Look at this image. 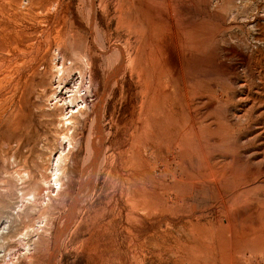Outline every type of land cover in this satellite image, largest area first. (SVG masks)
Masks as SVG:
<instances>
[{
  "label": "rangeland",
  "instance_id": "1",
  "mask_svg": "<svg viewBox=\"0 0 264 264\" xmlns=\"http://www.w3.org/2000/svg\"><path fill=\"white\" fill-rule=\"evenodd\" d=\"M1 56L0 264H264L236 260L264 222V118L245 119L264 110L249 112L264 99V0H0ZM56 63L71 87L59 102ZM25 79L14 117L5 101ZM74 88L72 112L88 107L65 127ZM196 106L221 122L208 151L235 162L201 188L200 136L177 148L169 129Z\"/></svg>",
  "mask_w": 264,
  "mask_h": 264
},
{
  "label": "bare ground",
  "instance_id": "2",
  "mask_svg": "<svg viewBox=\"0 0 264 264\" xmlns=\"http://www.w3.org/2000/svg\"><path fill=\"white\" fill-rule=\"evenodd\" d=\"M14 36V35H13ZM15 42H16V40H15ZM10 45V44H9ZM14 45V44H13ZM16 46H17V44H16ZM15 46V48H17ZM30 47H32L31 45H30ZM11 49H9V51H10ZM30 51V50H29ZM2 57V56H1ZM3 58V57H2ZM7 59H4L3 58V60H0V66H5V67H8L9 68V66L8 65H11V63L10 62H8V63H10V64H8L7 63V61H6ZM19 61H16V63H18ZM15 65V63L13 62L12 63V65ZM19 64V63H18ZM17 64V65H18ZM16 65V66H17ZM20 66V65H19ZM13 67V66H12ZM21 67V66H20ZM53 67L55 68V76L57 77V79H58V82H57V85H56V87H55V90H54V94H56V99L57 98H59L58 99V102L59 101H61L62 100V98L64 97V95H65V92L66 91H71V87H70V89H69V84H67V82H66V80H64V77H65V73H66V71L68 70V69H66L63 65H59V64H54L53 65ZM14 68H15V66H14ZM34 67H32V71L34 70L33 69ZM10 69H11V67H10ZM31 69V68H30ZM29 69V70H30ZM36 69V68H35ZM9 70V69H8ZM12 70H14L13 68H12ZM27 71V70H26ZM31 71V72H32ZM12 71H10L9 72V74L11 73ZM18 73V72H17ZM17 73H15L14 72V74H17ZM44 73H45V69H44V71H35V73L33 74V75H35V76H37L38 78H39V76H41V78H43V75H44ZM21 74V73H20ZM252 74V73H251ZM7 75H8V72H7ZM11 75H13V74H11ZM11 75H8V77L10 78V76ZM19 74H17V76H18ZM30 76L31 78H34V76ZM253 75V74H252ZM16 76V77H17ZM25 76V75H24ZM13 77V76H12ZM19 77V76H18ZM21 77V76H20ZM24 78H26V77H24ZM3 79V78H2ZM23 79V78H22ZM66 79V78H65ZM252 79V78H251ZM14 80H16V79H14ZM17 80H19V79H17ZM254 80V79H253ZM253 80H251L250 81V86L252 85H256V87H258V85L259 84H262V83H264V79H261V80H258V82H259V84H257V82L255 81H253ZM83 81V80H82ZM5 82H6V80H5ZM8 82H10V81H8ZM7 82V83H8ZM10 83H12V82H10ZM35 83V82H34ZM37 83V82H36ZM42 83H43V81H42ZM15 84V86H14V92H19V94L17 95V97H15L14 96V98L13 97H9V95H8V97H9V100L7 99L5 102L6 103H8V101H9V104H11V103H13V102H15V105H16V110L14 111V113H12V114H14V117H17L18 115L20 116L22 113H21V106L22 105H20V103H21V101H22V99H24L25 98V96H26V94H28V92H29V90L31 91V89H33L32 88V86L30 85V83H29V79H25V80H23V81H17V83L15 82L14 83ZM32 84V83H31ZM39 84V83H38ZM39 86V85H38ZM86 86V85H85ZM87 86H89V85H87ZM11 88V87H10ZM89 88V87H88ZM264 88V87H263ZM34 89H35V87H34ZM36 89H37V87H36ZM79 88H77V90L74 88V90H76V91H74V90H72L73 92H71V94L68 96L69 97V104L70 105H68V103H65L66 105H63V108H65V109H67V108H69V110H65L62 114H60V116H61V122H59V124L61 123V125L62 126H68V125H71L72 127L75 125V121H74V118H75V116L76 115H83L84 114V112H85V110H86V108L88 107L87 105V103H86V100L84 99V97H83V102H84V106L83 107H78V110L76 111V112H72V109H73V107L74 106H78V103L77 104H74L75 103V95H76V92L77 91H80V89L78 90ZM250 89V88H249ZM248 89V90H249ZM88 90V89H87ZM252 90V89H251ZM36 91V90H35ZM263 91V90H262ZM6 92V91H5ZM4 92V93H5ZM32 92H33V90H32ZM31 92H29V94H30ZM252 93H254V92H251V93H248V94H252ZM28 94V95H29ZM33 94V93H32ZM260 94H261V91H260ZM184 95H185V97L186 98H188V96H189V94H188V91H186L185 93H184ZM253 95V94H252ZM35 96V95H34ZM81 96V95H80ZM250 96V95H249ZM262 96V95H261ZM77 97H79L78 95H77ZM251 97V96H250ZM259 97H260V95H259ZM263 97H264V95H263ZM6 98V97H5ZM34 98V97H33ZM254 98V97H253ZM28 100H29V98H27ZM67 99V98H66ZM33 100V99H32ZM259 101H255L254 99H252L251 101L253 102V104H251V106L249 107V112L251 111V112H253V110H256L259 106H263L264 107V99L262 98V99H258ZM30 101V100H29ZM64 101H65V99H64ZM67 101V100H66ZM11 102V103H10ZM32 102V101H31ZM30 103V102H29ZM257 103H260L261 105H258L257 107H256V104ZM63 104V103H62ZM206 104H207V106H209L210 105V102H206ZM24 105V104H23ZM205 105V104H204ZM203 105V106H204ZM9 106V105H8ZM65 106V107H64ZM255 107V108H254ZM198 108H200V107H198ZM7 109H8V107H7ZM10 109V108H9ZM100 109V108H99ZM199 109H197V106L195 107V111H196V114L194 115V116H190L189 117V119L187 120V121H183V120H179L178 122H177V125H174V124H172L170 127H169V129L173 132V133H177L176 135H177V137H178V139L179 140H177L176 142H175V147H177V148H179L180 146L181 147H186V141H187V145H188V148L189 147H194L193 145L194 144H192V142L190 143V141L193 139V137L196 135V137H197V135L198 136H200V147H202L200 150H199V154H201V153H204L203 154V161H201V163H200V165H199V167L197 166V164H196V166L198 167V170H197V172H198V174L197 175H195V176H188V177H192V179L194 180V184H196V187L197 188H201V181H206V180H209V177H211V178H217V177H221V178H223V179H228L229 177H231V175H232V172H231V170L229 169V164H231V165H233V163H235V162H232V160H230L229 162L225 159V158H220L219 156H216V155H213L212 154V152L210 153V151H208V147H207V145H209V144H211L212 145V143H210L208 140H206L205 141V139L202 137V135L205 133L204 131L206 130V128L208 127L209 128V126L210 125H212L213 123H215L216 122V124L215 125H217L219 122H217V120H215V122L214 121H208L207 119H204L203 117H205V116H208L209 114H207V115H205V113H204V111H202L204 114H202L201 113V115H200V111H198ZM203 110V109H202ZM10 111H11V109H10ZM248 112V113H249ZM70 113V114H69ZM75 113H76V115H75ZM12 114H10V115H12ZM253 114V113H252ZM8 115H9V113H8ZM204 115V116H203ZM247 115V114H246ZM254 115V114H253ZM252 115V116H253ZM22 116V115H21ZM99 116V115H98ZM203 116V117H202ZM23 118L25 117V116H22ZM264 118V110H262L258 115H257V118H251L250 116H247V118H245L246 119V123L248 124V125H250L251 124V122H253V121H256V120H262ZM85 119V118H84ZM237 119H238V121L239 120H244V116H238L237 117ZM57 120H59V117H58V119ZM246 123H243V124H246ZM18 124V123H17ZM219 124H221V122L219 123ZM248 125H246V126H248ZM251 125H253V124H251ZM9 126H11V124L9 125ZM12 126H13V124H12ZM12 126H11V129L12 130H16V128L17 127H19V124L17 125V126H15V128H14V126H13V128H12ZM213 126V125H212ZM243 126V125H242ZM241 126V127H242ZM217 127H218V125H217ZM226 127V126H225ZM241 127H239V128H241ZM244 127V126H243ZM242 127V128H243ZM249 127V126H248ZM207 128V129H208ZM211 128H213V129H215L214 127H211ZM219 128V127H218ZM220 128L222 129V127H221V125H220ZM238 128V129H239ZM245 128V127H244ZM247 128V127H246ZM264 128V127H263ZM10 129V128H9ZM18 129V128H17ZM212 129V130H213ZM211 130V131H212ZM216 130V129H215ZM215 130H213V132H219V131H215ZM219 130V129H218ZM222 130H224V129H222ZM227 130L228 131H232V128H227ZM246 130V129H245ZM211 131H209V132H211ZM225 131V130H224ZM209 132H207L208 134H209ZM222 131L220 130V133H221ZM224 133V132H223ZM205 135V134H204ZM203 135V136H204ZM207 135V134H206ZM210 135V134H209ZM212 135V134H211ZM213 135H216V134H213ZM213 135H212V137H213ZM218 135V134H217ZM223 135V134H222ZM218 136H220V134L218 135ZM224 136V135H223ZM223 136H222V138H223ZM205 138H206V136H204ZM217 137V136H216ZM216 137H215V139H213V140H216ZM65 138L66 139H68V141H70V137L68 136V135H63V138H62V140H60V143H61V151L63 150V148H64V145H65ZM198 138V137H197ZM207 138H208V136H207ZM218 138V137H217ZM221 138V137H220ZM13 139H15V138H13ZM64 139V140H63ZM194 139H196V138H194ZM198 139V140H199ZM32 140V139H31ZM31 140H30V142H31ZM212 140V139H211ZM212 140V141H213ZM219 140V139H218ZM223 140H225V138H223L222 139V141ZM195 141H197V140H195ZM217 141V140H216ZM216 141H215V143H216ZM221 141V142H222ZM59 143V144H60ZM70 143V142H69ZM219 143V142H218ZM223 143V142H222ZM20 144V143H19ZM216 145V144H215ZM215 145H213V146H215ZM25 146V145H24ZM33 146V145H32ZM198 145H196V147H197ZM218 146V145H217ZM210 147V146H209ZM212 147V146H211ZM20 148V147H19ZM189 149L190 151H188L187 149H185L184 151H185V153H186V156H188V155H190V156H192V149ZM208 148V149H207ZM60 149V148H59ZM155 149V148H154ZM157 149V148H156ZM158 150V149H157ZM162 150V149H161ZM160 150V151H161ZM198 150V149H197ZM210 150H212V149H210ZM216 151H217V149H215ZM220 150V149H219ZM223 150V149H222ZM226 150V149H225ZM61 151H59V154H58V156H57V163H60V160H61V155L63 154ZM155 152V150L153 151V152H150V154H149V156H153L154 157V159H155V161L157 160V162H158V157H156V156H154L156 153H154ZM159 152V151H158ZM165 152L166 153H170V155L172 156V150L170 149V148H165ZM195 152H196V150H195ZM214 152V151H213ZM223 152V151H222ZM62 153V154H61ZM198 153H195V154H197L198 155ZM216 153V152H215ZM214 153V154H215ZM220 154L219 155H221V152H219ZM164 154V153H163ZM194 154V153H193ZM217 154V153H216ZM229 155H231V154H229ZM168 156V155H167ZM195 156V155H194ZM194 156H192L193 158H194ZM222 156V155H221ZM225 156V155H224ZM191 158V157H190ZM189 158V162H190V165L191 166H194V164L192 163V159H190ZM63 159V158H62ZM198 160H197V162L199 163L200 162V160L201 159H199V158H197ZM161 161V160H160ZM151 163H153V162H151ZM168 163V162H167ZM58 166H59V164H57V169H56V172L54 173V176H55V178H54V182L55 183H60V175H61V171H60V167L58 168ZM195 166V167H196ZM197 167H196V169H197ZM193 168V167H192ZM163 169H164V167H163ZM171 169V168H170ZM195 169V170H196ZM2 170V169H1ZM0 170V171H1ZM261 170H262V168H261ZM173 171V170H172ZM6 172V171H5ZM160 172V171H159ZM260 173H262L261 171H259ZM264 172V171H263ZM4 173V172H3ZM2 173V174H3ZM252 173V172H251ZM246 174V175H236L235 176V178H237V179H239L240 177L241 178H245L247 181H250L251 180V178H252V174ZM1 174V175H2ZM149 176V175H148ZM157 176V175H156ZM187 177V178H188ZM251 177V178H250ZM153 178V177H152ZM156 179V178H155ZM154 179V180H155ZM3 181V180H2ZM1 182V181H0ZM2 183V182H1ZM4 188V187H3ZM0 189H2V188H0ZM5 189V188H4ZM2 191H4V190H2ZM229 191V189H226V191L225 192H228ZM222 192V191H221ZM1 194H3V192L1 193ZM223 194V193H222ZM220 196V195H219ZM2 197V196H1ZM3 197H4V195H3ZM221 197V196H220ZM264 202V201H263ZM263 202H261V204H262V206L260 205L259 207H262V209L264 208V203ZM257 204H258V202H257ZM258 207V206H257ZM262 212H264V210L262 211ZM264 215V214H263ZM262 216V215H261ZM263 217V216H262ZM263 219V218H262ZM249 233L250 234H253V237H250L249 235H246V237H245V239L246 240H251V241H249V243L252 245H250V246H247V247H245L243 250H241V251H239L237 254H236V260H240V259H242V257H243V255H246L247 257H249V258H257L258 257V259H256V262H259V261H261V260H264V222L262 221V220H260V221H258L257 222V227L252 231V232H250L249 231Z\"/></svg>",
  "mask_w": 264,
  "mask_h": 264
}]
</instances>
